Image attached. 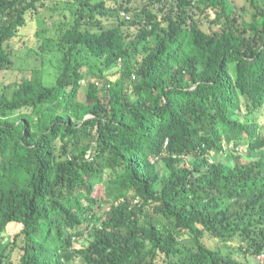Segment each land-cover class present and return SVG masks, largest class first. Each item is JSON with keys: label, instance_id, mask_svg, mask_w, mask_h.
I'll use <instances>...</instances> for the list:
<instances>
[{"label": "trees", "instance_id": "16d2710c", "mask_svg": "<svg viewBox=\"0 0 264 264\" xmlns=\"http://www.w3.org/2000/svg\"><path fill=\"white\" fill-rule=\"evenodd\" d=\"M50 2L0 0V72ZM246 2L68 0L41 47L54 84L0 80V264L264 254V0Z\"/></svg>", "mask_w": 264, "mask_h": 264}, {"label": "rangeland", "instance_id": "374dc122", "mask_svg": "<svg viewBox=\"0 0 264 264\" xmlns=\"http://www.w3.org/2000/svg\"><path fill=\"white\" fill-rule=\"evenodd\" d=\"M148 0H133V5H139L142 7L143 3ZM236 6L243 8L244 13L249 17L250 10L248 9L246 0H231ZM68 0H51L48 8L42 11L37 20L31 21L29 26L22 30V37L13 40L12 43V59L14 61V66L11 69L4 70L0 72V80L3 85L12 83L14 81H21L24 77H30L32 71L36 68L44 69V82L46 85L50 86L54 84L56 76L58 74L55 64L58 62L57 57H54L53 53L47 51L43 53V41L45 37H52L57 35V26L63 19L62 12H68L64 10L67 8ZM132 18V14H131ZM45 29V30H44ZM135 27L129 29L132 33ZM44 56V59H43ZM52 58L54 59L51 63ZM45 61V63L43 62ZM80 61V60H79ZM86 82V81H85ZM84 91V90H83ZM83 99L85 98V93L82 92ZM26 111V110H24ZM258 115V121L264 130V107ZM244 147L242 151H244ZM160 170L165 169V164L161 161L159 164ZM18 230V227L14 226L9 228L8 231L0 238V252L10 239L12 235ZM87 238L81 240L77 246L82 245ZM209 239V238H208ZM210 244L209 241H207ZM215 245L219 246L224 253H233L239 260L245 261L247 264H263L264 254L259 257H253L249 253L246 256L244 251L240 249V245L235 241L218 242L215 241ZM78 263L81 264V260L78 259Z\"/></svg>", "mask_w": 264, "mask_h": 264}, {"label": "built area", "instance_id": "2783aa9c", "mask_svg": "<svg viewBox=\"0 0 264 264\" xmlns=\"http://www.w3.org/2000/svg\"><path fill=\"white\" fill-rule=\"evenodd\" d=\"M123 14H124V12H123Z\"/></svg>", "mask_w": 264, "mask_h": 264}]
</instances>
